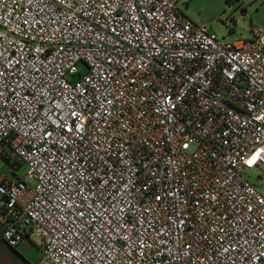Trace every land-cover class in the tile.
<instances>
[{
	"label": "built area",
	"instance_id": "2783aa9c",
	"mask_svg": "<svg viewBox=\"0 0 264 264\" xmlns=\"http://www.w3.org/2000/svg\"><path fill=\"white\" fill-rule=\"evenodd\" d=\"M179 2L0 0L1 237L35 264H264V34Z\"/></svg>",
	"mask_w": 264,
	"mask_h": 264
},
{
	"label": "rangeland",
	"instance_id": "374dc122",
	"mask_svg": "<svg viewBox=\"0 0 264 264\" xmlns=\"http://www.w3.org/2000/svg\"><path fill=\"white\" fill-rule=\"evenodd\" d=\"M179 9L192 21L212 26L226 44L255 40V28L264 34V0H180ZM86 71L84 65H80ZM27 165L20 174L25 176ZM244 175L264 194V168L246 169ZM42 238L34 235L16 248L0 237V264H35L42 252Z\"/></svg>",
	"mask_w": 264,
	"mask_h": 264
},
{
	"label": "trees",
	"instance_id": "16d2710c",
	"mask_svg": "<svg viewBox=\"0 0 264 264\" xmlns=\"http://www.w3.org/2000/svg\"><path fill=\"white\" fill-rule=\"evenodd\" d=\"M1 233H2V228H1V226H0V237H1Z\"/></svg>",
	"mask_w": 264,
	"mask_h": 264
}]
</instances>
